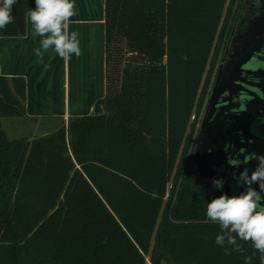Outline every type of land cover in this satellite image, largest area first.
I'll use <instances>...</instances> for the list:
<instances>
[{
	"label": "trees",
	"instance_id": "obj_1",
	"mask_svg": "<svg viewBox=\"0 0 264 264\" xmlns=\"http://www.w3.org/2000/svg\"><path fill=\"white\" fill-rule=\"evenodd\" d=\"M240 0H105L106 97L32 143L0 124V264H244L190 165ZM18 0L0 37L26 33ZM0 75V119L23 117L25 82ZM252 264H260L259 253Z\"/></svg>",
	"mask_w": 264,
	"mask_h": 264
},
{
	"label": "crops",
	"instance_id": "obj_2",
	"mask_svg": "<svg viewBox=\"0 0 264 264\" xmlns=\"http://www.w3.org/2000/svg\"><path fill=\"white\" fill-rule=\"evenodd\" d=\"M75 9L70 28L79 33L82 55L68 62L51 50L38 62L34 49L40 37H33L27 19L24 36L0 37V75L12 90L13 79L25 82L24 116L10 118L14 120L6 126L11 133L0 119L10 142L48 137L72 118L94 115L96 104L106 97L105 0H75Z\"/></svg>",
	"mask_w": 264,
	"mask_h": 264
},
{
	"label": "water",
	"instance_id": "obj_3",
	"mask_svg": "<svg viewBox=\"0 0 264 264\" xmlns=\"http://www.w3.org/2000/svg\"><path fill=\"white\" fill-rule=\"evenodd\" d=\"M259 24L250 28L230 67L224 68L223 60L197 136L191 175L202 179L215 197L245 191L243 184L237 186L240 171H251L257 164L253 157L264 155V27ZM212 179L224 181L222 191Z\"/></svg>",
	"mask_w": 264,
	"mask_h": 264
},
{
	"label": "clouds",
	"instance_id": "obj_4",
	"mask_svg": "<svg viewBox=\"0 0 264 264\" xmlns=\"http://www.w3.org/2000/svg\"><path fill=\"white\" fill-rule=\"evenodd\" d=\"M18 0H0V31L15 23L13 8ZM75 0H35V8L25 15L31 22L33 37H40L39 47L34 49L39 63L44 61V53L51 50L56 56L68 62L73 56L80 57L79 33L71 31V18L76 15ZM45 70L49 68L44 65ZM257 164L251 171L245 167L239 173L238 185L245 191L229 196L223 193L213 198L206 206V221L219 226L215 244L225 249L224 255L232 251L245 252L242 244H250L252 255L244 256V264H252L259 253V262L264 264V155L254 156ZM236 166V165H233ZM250 172V174H249ZM215 188L223 190L224 181L212 179ZM259 186V191L253 185Z\"/></svg>",
	"mask_w": 264,
	"mask_h": 264
},
{
	"label": "flooded vegetation",
	"instance_id": "obj_5",
	"mask_svg": "<svg viewBox=\"0 0 264 264\" xmlns=\"http://www.w3.org/2000/svg\"><path fill=\"white\" fill-rule=\"evenodd\" d=\"M262 20H264V0H240L239 6H238L237 17H236V20H235V23L233 26V29H235V31H234L233 35L231 34L227 48L224 52V55L220 61L219 66H218L214 81L216 79L217 73L221 67L223 60H224V68L230 67L231 63L234 61L235 55L237 54L236 52H240L241 49L245 47L246 44H243V43L249 38V37H247V35L249 33L250 28L254 24L259 23V22H260V24L258 26L261 28L264 27V22L263 23L261 22ZM232 32H233V30H232ZM236 32H237V36L235 37ZM232 46H233V50L231 52L230 48ZM227 49H228V53H227V55H225ZM214 81H213V83H214ZM212 86H213V84H212ZM208 98H209V96H208ZM206 104H207V101H206ZM206 104L204 106V110H203V113H202V116L200 119L198 131H197L194 146H193L190 172L192 171L191 168L193 166L197 136H198V133L200 131L201 122L203 121V116H204V112L206 109ZM193 179H194L196 185L198 186L206 204L208 202H210L213 198H215V196L212 192V189L208 185H206L202 179H200L195 174H194Z\"/></svg>",
	"mask_w": 264,
	"mask_h": 264
},
{
	"label": "rangeland",
	"instance_id": "obj_6",
	"mask_svg": "<svg viewBox=\"0 0 264 264\" xmlns=\"http://www.w3.org/2000/svg\"><path fill=\"white\" fill-rule=\"evenodd\" d=\"M248 16V15H247ZM237 36V32L235 33V37ZM232 50H233V46L230 48V51L232 52ZM221 59L222 58H220V61H221ZM219 64H220V62H219ZM219 66V65H218ZM218 69V68H217ZM11 120H14V119H10V118H7V119H2V124H3V127L5 128V130L7 129V122H10ZM7 131L9 132V133H11V130H8L7 129ZM196 138V137H195ZM148 264H150V263H148Z\"/></svg>",
	"mask_w": 264,
	"mask_h": 264
}]
</instances>
